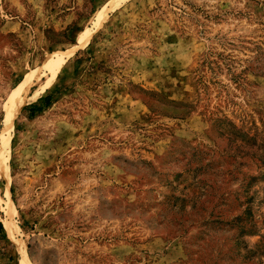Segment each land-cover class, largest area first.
<instances>
[{"label": "rangeland", "instance_id": "1", "mask_svg": "<svg viewBox=\"0 0 264 264\" xmlns=\"http://www.w3.org/2000/svg\"><path fill=\"white\" fill-rule=\"evenodd\" d=\"M0 221V264H264V0H0Z\"/></svg>", "mask_w": 264, "mask_h": 264}, {"label": "trees", "instance_id": "2", "mask_svg": "<svg viewBox=\"0 0 264 264\" xmlns=\"http://www.w3.org/2000/svg\"><path fill=\"white\" fill-rule=\"evenodd\" d=\"M54 96H55L54 91L48 92V93L40 96L37 101L25 105L23 107V110H27L29 113V117L32 118L36 114L41 113L43 110L50 107V105L53 102ZM0 232L5 234V231H4V228H3L1 221H0Z\"/></svg>", "mask_w": 264, "mask_h": 264}, {"label": "bare ground", "instance_id": "3", "mask_svg": "<svg viewBox=\"0 0 264 264\" xmlns=\"http://www.w3.org/2000/svg\"><path fill=\"white\" fill-rule=\"evenodd\" d=\"M104 17H105V10L100 14V16H99V21L101 22L103 19H104ZM87 40V39H86ZM85 40V41H86ZM84 41V42H85ZM60 66V62H58L57 64H56V67H59ZM23 90H24V83L23 84H21L20 83V87L16 90V93H15V95H17L18 97L20 96V94L23 92ZM13 117H14V114H10V115H8V117L6 118V126H7V128H11L13 125H12V122H13ZM1 163H3L2 161H1Z\"/></svg>", "mask_w": 264, "mask_h": 264}]
</instances>
